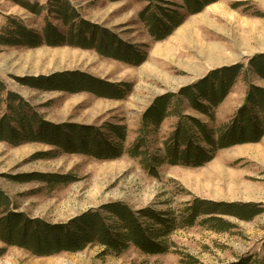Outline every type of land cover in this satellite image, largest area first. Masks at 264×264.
I'll use <instances>...</instances> for the list:
<instances>
[{
	"label": "rangeland",
	"instance_id": "1",
	"mask_svg": "<svg viewBox=\"0 0 264 264\" xmlns=\"http://www.w3.org/2000/svg\"><path fill=\"white\" fill-rule=\"evenodd\" d=\"M66 1L83 20L101 30L99 35H109L110 39H103L100 45H111L119 51L111 52L112 57L66 43L49 46L45 40L48 25L64 36L70 32V26L51 13L53 0H0V82L5 86L4 100L9 93L18 95L28 106L24 111L36 113L41 122L63 131L55 136L57 139L37 137L20 146L0 141V190L13 204L6 217L23 214L30 225L37 226L33 232L42 239L47 237V228L75 234L78 228L73 224L94 214L108 225L118 224V218L105 209L118 205L128 207L144 225L162 230L154 220L140 217V212L154 211L161 221L173 226L158 237L168 252L150 255L129 245L117 253L95 242L81 251L38 256L31 249L0 240V264H235L244 256H263L264 212L252 220L202 214L193 226L187 225L183 217L197 202L252 204L264 210V132L256 129V135L249 137L235 134L233 142L216 149L203 166L172 165L165 161V147L167 143L172 145L178 118L170 116L158 128L145 126L143 120L156 101L175 95L180 99L174 110L184 113L186 121L192 124L201 120L208 131L223 128L222 134H227L224 126L231 122L246 94L243 79L251 77L254 88L264 91V75L253 73L249 65V60L264 59V0H218L196 14L189 13L183 0ZM34 8L41 9V13H33L30 9ZM163 10L180 24L176 28L170 24L167 31L173 29L171 34L161 38L165 31L154 36L151 28L153 19L156 24L168 22ZM18 27L38 35L42 45L29 48L8 44ZM79 27L82 24L77 22L75 34L85 32ZM186 28L187 36L182 33ZM203 45H217L222 57L208 61ZM166 51L167 57L163 54ZM237 66H241L237 73L241 82L233 92L230 86L227 97L218 104L215 122L180 94L184 89H195L196 82L208 78L212 81L216 72ZM85 79L91 81H85L84 86L93 88V82H97L105 94L118 97H102L94 90L78 91ZM108 86L112 90H107ZM0 108L2 114H10L5 104ZM69 126L94 128L109 144L123 146L125 151L141 139V150L148 154L132 157L125 153L115 159H98L72 153L62 147L64 135L74 137ZM110 127L125 135L122 143ZM192 128L193 143L209 151L202 132ZM40 176L71 181L53 184L38 180ZM215 218L225 222L218 223L222 231L214 230Z\"/></svg>",
	"mask_w": 264,
	"mask_h": 264
},
{
	"label": "trees",
	"instance_id": "2",
	"mask_svg": "<svg viewBox=\"0 0 264 264\" xmlns=\"http://www.w3.org/2000/svg\"><path fill=\"white\" fill-rule=\"evenodd\" d=\"M148 1L151 2V0ZM183 1L184 6L189 11V13L196 14L201 12L207 5L218 0ZM22 5L25 6L24 3ZM51 7V13L55 14L57 19L60 20L63 25L66 27L70 26V32L67 36H64L57 32L53 26L48 25V28L45 31V40L49 46H59L63 43H66V45L72 47L94 49L103 56L112 57L114 55L111 54V52L113 53L119 51L117 48L112 47L111 45H100V43H103V39H107L109 35H107L105 32L103 35H99V31L101 30H99L98 27L92 26L83 20L78 12L66 0H53ZM27 8L29 9V7ZM150 9L151 7H149L147 11ZM30 10L36 14L41 13V9L38 10L34 8ZM165 13L166 12L163 10V14L168 22L156 24V20L153 19L151 32L154 36H157L162 30L165 31V33L161 38H164L170 35L173 30L169 29L167 31L168 26L170 27V24L174 23L171 26L172 28H176L180 24L175 18H169V16ZM77 22L82 24L81 28L84 29L85 32H77V34H75L73 28L76 26ZM81 28L79 27L78 29ZM11 39L13 40L8 42L10 45H25L29 48H36L42 45L41 38L25 27H18ZM108 39H110V37ZM143 60H140L139 63ZM250 65L264 74V59H252L250 60ZM240 69L241 66H237L231 71L225 70L216 72L212 76V81H210V78H208L202 82H198L195 84V89H184L180 94L190 100L194 109L207 113V110L210 107H215L223 101L229 91L230 86L234 83L235 77L237 76V73ZM85 81L91 80L85 79L83 86H81L78 91L94 90L95 93L102 97H118L115 94H105V92L100 90L103 88L97 82H93V85H95L93 88H89L87 85L84 86V83H87ZM4 88V84L0 82V105L5 104V110L10 112V114H2L0 112L1 142L9 143L12 146H20L25 141L31 142L38 140L36 139L37 137L41 140L48 137L57 139L55 136H59L63 133V131L54 130L53 126L41 122L36 113L32 111L27 113L24 111V109H27L28 106L18 95L9 93L7 94L6 100H4ZM111 88V86L106 87L107 90H112ZM195 93H198V96L195 95ZM179 99L180 96L167 95L156 101V103L145 114L143 124L145 126L150 124L155 128H158L168 115L169 109L177 108L175 103ZM249 101L254 102L257 106L264 108V91L259 88H253V93L251 94ZM206 104H210L211 106H207ZM208 115L212 121L215 120L213 114L210 113ZM28 124L32 125L33 127L31 126L29 129L27 127ZM193 126L197 127L202 132L203 139L209 146L212 147L211 150H205L199 145L195 146V143H193ZM74 128V126H69L68 129L74 133V137L67 135H64L65 137L63 136L64 145L58 144V142L56 143L54 140H51L52 142L50 143L59 145L60 147L62 145L64 149H67L72 153L79 152L90 154L98 159H115L123 156L125 153L130 154L132 157H140L148 154L147 150L145 152L141 150L143 143L141 139L137 140V143L130 151H125L123 146H113L109 144V140H107V138H102V135L98 134V131L94 130V128ZM110 129L112 134H115L120 139V143H122V141H124L125 135L121 134L117 128L110 127ZM234 129L235 130L228 127L226 129L228 133L222 134L219 140L216 141L214 138L215 131H208L207 126L203 125L198 120H195L194 123L191 124L186 121L184 116H182L180 124L177 127V131L174 133L171 139L172 145H169V143L166 144L165 149L167 156L165 161L172 165H185L194 167L203 166L212 159L211 154L217 148L226 146L228 145V142L232 141L233 133L238 131L236 130L237 127ZM240 135L249 137L256 134L254 130L244 128L242 131L240 130ZM27 136L29 137L27 138ZM260 136L261 135H259V137ZM259 137L257 136L256 139H259ZM49 178L50 177L48 176L37 177L38 180L46 182L51 181ZM56 179L57 181L52 180L51 182L54 184L59 182L67 183L71 181L67 178H59V181L58 178ZM12 205L13 204L10 197L0 190V216H3L0 218V240L9 245H18L31 249L38 256L49 255L62 250L71 252L81 251L85 249L88 244L95 242H98L107 249L114 250L117 253L128 249L129 245H133L142 252L150 255H161L168 252L167 245L158 241V237L160 238L166 235L169 230H171L170 227L173 228V226L169 221H161L159 214H156L154 211L140 212V217H148L151 220H154L156 224L162 225V230H155L153 226L144 225L140 221L139 216L131 212L128 207L118 205L108 206L105 208L107 211L113 213L116 218H118V224L108 225L98 214H94L93 216L88 217L86 220H79L73 224L78 228L76 229L77 231L75 234L69 235L61 229L53 231V229L47 228V230H45L47 232V237H51V240H48V238L45 236H43L42 239L36 237L35 232H33V228L35 226L30 225V221L28 222L23 214H11L6 217V214L11 213L10 211ZM262 212H264L263 208H259L258 206L252 204H201L200 202H197L196 204L192 205L191 209L188 210V214L183 217V221L187 225L193 226L196 224L197 220L202 214L233 215L242 220H252L254 216L261 214ZM212 221H214L216 224V226L213 224L214 230L222 231L220 228H218V223L223 224L225 222L217 218ZM80 223L81 225L83 224V227L81 228L79 227ZM225 225L228 226V224ZM149 227L150 229H147ZM36 228L37 226L35 229ZM224 229L226 230L225 227ZM235 264H264V255L260 256L256 254L244 256L243 258H240Z\"/></svg>",
	"mask_w": 264,
	"mask_h": 264
},
{
	"label": "crops",
	"instance_id": "3",
	"mask_svg": "<svg viewBox=\"0 0 264 264\" xmlns=\"http://www.w3.org/2000/svg\"><path fill=\"white\" fill-rule=\"evenodd\" d=\"M242 65V64H241ZM249 65H250V60H249ZM250 67H252V65H250ZM253 68V73L255 74H260V75H264L262 74V72H260L259 70H257L256 68L252 67ZM251 77L248 78V79H243V83H246V94L243 98V101L241 102L240 106L238 107V109L235 111L234 115L231 116V122L228 124V125H225L224 128H225V131L228 127L232 128L234 127L236 124L238 125L237 126V129H241V131L244 129V128H247V129H252V130H255L258 129L259 131H263L264 132V108L260 107V106H257L254 102H251L249 101V98L251 97V94L253 93V88L254 86H256L254 83L251 82ZM240 81V76H236L235 80H234V83L231 85V88L230 90L232 91L233 88L239 84ZM198 83V82H196ZM195 83V84H196ZM233 92V91H232ZM231 92V93H232ZM227 97V96H226ZM225 97V98H226ZM224 98V99H225ZM223 99V100H224ZM189 101V100H188ZM223 102V101H222ZM207 106H211L210 104H208ZM219 105L215 106V107H210L208 110H207V113L205 112H202L200 110H197L198 112L202 113L203 116L207 117L208 119H210L209 115L208 114H213L214 117H215V120L214 122L216 121L217 119V115H216V108H218ZM241 111V112H240ZM255 111V113H253ZM256 114V116L254 115ZM170 116H175L178 118V122H177V126L180 124V121H181V117L184 116L185 117V114L184 113H181L180 110H177L175 111L174 109H169L168 111V115L166 116V118L162 121L161 125H163V123H165L166 120H168V118H170ZM254 117V118H253ZM200 122H203L200 120ZM203 123H206V122H203ZM256 128H254V126ZM227 126V127H226ZM236 128V127H235ZM222 130L223 128L219 129V130H216L215 131V134L217 137H215V140L218 141L220 136L222 135ZM233 130H235L233 128ZM254 131V132H255ZM240 135V131L238 130L237 132L233 133L232 135V140L234 138V135ZM205 142V141H204ZM206 143V142H205ZM195 146H197L195 144ZM202 148H204L205 150L206 147L204 146H201ZM224 147L226 146H223V147H219L217 149H223ZM210 150L212 149V147L210 146L209 147ZM166 156H167V153H166Z\"/></svg>",
	"mask_w": 264,
	"mask_h": 264
},
{
	"label": "bare ground",
	"instance_id": "4",
	"mask_svg": "<svg viewBox=\"0 0 264 264\" xmlns=\"http://www.w3.org/2000/svg\"><path fill=\"white\" fill-rule=\"evenodd\" d=\"M182 33L187 36L188 35V29L186 28L184 30V32H182ZM202 50H203V55L205 57H207L208 61H210V62H216L219 60L220 57H222V49L220 47H218L217 45H210V46L203 45ZM163 54H165L166 57L169 56L168 51L164 52Z\"/></svg>",
	"mask_w": 264,
	"mask_h": 264
}]
</instances>
